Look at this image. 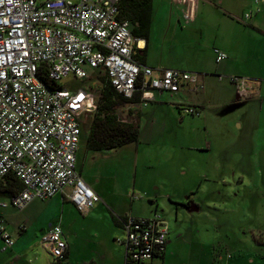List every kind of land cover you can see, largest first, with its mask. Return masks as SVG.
<instances>
[{
  "label": "rangeland",
  "instance_id": "374dc122",
  "mask_svg": "<svg viewBox=\"0 0 264 264\" xmlns=\"http://www.w3.org/2000/svg\"><path fill=\"white\" fill-rule=\"evenodd\" d=\"M199 2L154 0V8L159 11L183 6L194 15ZM160 51L152 49V56L158 58ZM199 74L204 88L197 90L190 85L189 89L192 95L209 101L200 114L181 113L176 105L152 100L133 105L135 112L129 104L120 108L123 120L139 125L136 143L89 151L85 143L94 109L83 116L86 131L79 152L80 165L86 182L101 198L91 208L97 211L94 216L81 213L69 201L64 207L55 195L36 198L22 209L12 205L0 208L7 227L14 235L21 227L32 234L38 225L59 221L66 232L76 235L71 262L79 264L86 259L89 247L112 235L108 205H118L126 213H131L132 207V214L140 216H152L159 209L172 229L166 264L263 262L264 89L262 97H254L244 106L243 102H234L235 94L224 86L229 78L220 81L210 74L204 81ZM62 84L93 92L98 89L91 79L73 76L63 79ZM222 98H231V104L220 106ZM138 111L141 113L137 117ZM188 195L201 204L199 211L177 206L175 199ZM0 200L9 202L2 196ZM49 251L36 240L24 256H10L9 249L0 248V257L13 258L14 264H53Z\"/></svg>",
  "mask_w": 264,
  "mask_h": 264
},
{
  "label": "built area",
  "instance_id": "2783aa9c",
  "mask_svg": "<svg viewBox=\"0 0 264 264\" xmlns=\"http://www.w3.org/2000/svg\"><path fill=\"white\" fill-rule=\"evenodd\" d=\"M120 0H0V180L15 175L22 189L0 206L22 209L36 198L63 193L87 213L101 198L77 168L82 118L96 111L99 94L70 87L62 80L106 75L127 98L140 93L147 104L155 91L179 92L185 86L204 88L200 74L176 68H155L136 59L139 38L121 17ZM249 16V14H247ZM216 61L228 58L214 48ZM98 78L97 76H95ZM220 80L223 75H218ZM240 98L251 94L250 81L228 77ZM44 79L61 87L49 86ZM199 114L196 106L182 108ZM125 237V264H157L166 251L169 224L160 212L151 217L120 218ZM2 249L15 239L0 215ZM53 258H65L68 242L60 223L41 236Z\"/></svg>",
  "mask_w": 264,
  "mask_h": 264
},
{
  "label": "crops",
  "instance_id": "0c3cea01",
  "mask_svg": "<svg viewBox=\"0 0 264 264\" xmlns=\"http://www.w3.org/2000/svg\"><path fill=\"white\" fill-rule=\"evenodd\" d=\"M154 5L153 0L151 33L148 39L139 38V47L136 50V55L143 58V60H140L143 62L142 64L151 66L155 68V70L176 68L198 72L201 73L204 81L208 79L206 76L210 74H214L215 76L223 75L224 78L233 75L243 76L250 81L251 94L249 97L240 98L236 92L235 86L229 79H227L229 82L224 85L227 86V88L230 87L235 94L233 101L236 103L243 102L245 106L252 102L250 99L262 97L264 89V0H201V2L196 4L198 9H196L194 15L184 10L183 6L176 9L171 8V10L159 9V11H157ZM247 14H249V16H247ZM186 16H188V18ZM187 30H190V32H187ZM212 31L213 36L210 37L209 35ZM190 35H193V37ZM200 42L201 49H199ZM215 47L226 51L228 53V58L218 63L214 53ZM158 48H161V54L159 52L160 56L155 58L152 56V49ZM97 73L98 70H95L92 77H95ZM95 79L97 78L95 77ZM201 83L203 84L202 80ZM189 87L190 86H185L179 92L175 93L155 91L152 94L153 97L151 100L154 102H161L162 104L176 105L181 113H184L182 108L185 106H198L199 110L205 109L209 101L192 95ZM223 94L226 97L227 91L224 90ZM230 99L231 98H222L220 100V106L231 104ZM136 104L138 103L129 104L130 109L134 112L135 110L132 106ZM137 113L138 117L141 112L138 111ZM125 121L129 120L126 119ZM81 143L82 140L80 142V147ZM80 147L77 153V168L84 178L83 170L80 165ZM69 192L70 190L66 189L65 192L56 194L58 203H63L65 207V204L69 201L79 210L70 200L68 195ZM191 195H188L187 198L184 199H175L176 204L191 212L199 211L201 209V204L195 202ZM108 206L107 208L112 214L109 220L111 224L109 231H112V235L109 240H105L104 242L98 241L94 243V246L89 247L92 252L90 253L88 249L86 259L79 264H125L126 247L118 240L124 237V230L121 226L120 218L129 215L151 217L132 214V207L130 208L131 213H126L121 212L118 205H115V207L112 205ZM0 208L3 209L1 206ZM115 208L118 211H116ZM159 211V209H155L153 213ZM96 213L97 211L93 208L83 214L94 216ZM0 215L3 216L1 212ZM162 215L168 222L164 214ZM57 223L60 222L56 221L52 224L48 222L44 225H38L34 228L32 234H29L28 230L21 227L19 230L24 233H19L18 230V233L14 235L13 231L8 228L15 239V244L11 248L12 250L9 249L11 251L9 252L10 256L14 253H18L20 257L24 256L26 252L32 249L33 243L36 240L42 243V234L47 231L50 226ZM171 231L172 229L169 224L166 251L162 257L155 260L157 264H166L169 254L168 251L170 249ZM63 232L68 242V249L65 259L59 262L62 264H72L71 259L74 256V247L76 244L73 239L76 235L74 236L72 232H66L64 228ZM0 248L2 250L1 238ZM50 255L53 264H59V262L53 258L51 252ZM220 256L223 260L224 256H222V254ZM232 257L233 256L230 258L232 259ZM259 261L260 264H264V260L263 262L262 260ZM253 262L256 261L253 260ZM0 264H14L13 258L7 260L4 257H0Z\"/></svg>",
  "mask_w": 264,
  "mask_h": 264
},
{
  "label": "trees",
  "instance_id": "16d2710c",
  "mask_svg": "<svg viewBox=\"0 0 264 264\" xmlns=\"http://www.w3.org/2000/svg\"><path fill=\"white\" fill-rule=\"evenodd\" d=\"M121 17L130 21L131 31L135 37L149 38L153 22V0H120ZM140 62L143 58L136 55ZM92 77V81L97 86L99 100L96 111L90 118L88 125V135L86 138V148L91 151H101L106 149H116L130 143H136L140 138V128L137 122L125 121L121 118L120 108L142 101L140 93L133 98H127L119 93L106 75ZM90 80V79H89ZM49 85L61 87L56 82L46 79ZM86 128L83 127L81 140ZM22 189L20 180L13 174H8L0 180V197H11ZM66 256V255H65ZM65 259V258H64ZM63 259V260H64ZM61 262V261H60ZM59 264H62L60 263Z\"/></svg>",
  "mask_w": 264,
  "mask_h": 264
}]
</instances>
